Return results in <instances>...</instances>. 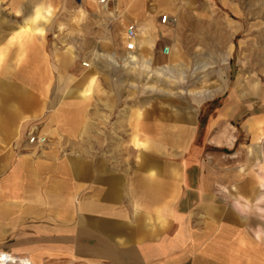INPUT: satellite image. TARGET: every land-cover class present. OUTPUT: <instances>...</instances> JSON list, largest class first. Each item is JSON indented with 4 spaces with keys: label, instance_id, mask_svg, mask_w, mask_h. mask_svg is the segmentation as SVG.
Segmentation results:
<instances>
[{
    "label": "crops",
    "instance_id": "crops-1",
    "mask_svg": "<svg viewBox=\"0 0 264 264\" xmlns=\"http://www.w3.org/2000/svg\"><path fill=\"white\" fill-rule=\"evenodd\" d=\"M198 1L219 15V24L236 29L233 40L255 16L264 30V0ZM112 4L139 19L153 16L148 0ZM24 10L22 4L16 29ZM52 18L42 22L45 30ZM44 34L7 32L0 43V238L19 240L0 243V251L27 255L31 264L58 256H68L70 264H264V205L248 206L236 194L225 206L206 191V179H187L184 163L158 162L142 151L140 165L127 170L117 156L119 142L104 143L125 128L121 117L110 126L96 93L97 66L90 59L89 68L82 65L73 32L58 33L50 44ZM235 50L233 43L231 57ZM107 53L96 50L95 56L112 65ZM117 59L116 68L122 66ZM141 125L135 122L139 131ZM31 130L45 141L29 143ZM154 133L182 146L190 127ZM132 135L139 147L158 146ZM83 136L91 146L80 145Z\"/></svg>",
    "mask_w": 264,
    "mask_h": 264
},
{
    "label": "rangeland",
    "instance_id": "rangeland-1",
    "mask_svg": "<svg viewBox=\"0 0 264 264\" xmlns=\"http://www.w3.org/2000/svg\"><path fill=\"white\" fill-rule=\"evenodd\" d=\"M43 1L53 13L47 30L44 29V37H50L48 44L54 42L52 37L58 33L71 31L76 34V40L72 41L74 53L80 59H90L92 66L98 68L96 93L100 101L103 99V110L110 114V126L117 122L113 118L121 117L119 123L125 128L119 136L104 137V143L119 142L117 156L123 158L127 170L140 165L142 151L151 160L184 163L187 179H206V191L215 192L225 206L236 194L248 206L264 205V30L257 16L253 23L247 24V29L244 24L241 31L245 34L233 40L230 32L236 29L219 24V15L198 0H148L152 6L148 10L153 16L141 19L113 5L112 0L106 5H100L98 0H56V4L52 0H0V43L5 42L7 32L19 31L21 26L33 31L31 21ZM22 4L27 16L16 29L21 20L17 12ZM163 13L170 15V22H160ZM129 22H135L138 29V47L134 53L150 60L151 71L116 68L104 57L95 56L96 50L111 51L118 57L127 54L124 43L122 50L119 49V42ZM144 37L150 43H143ZM233 43L236 50L231 57ZM164 46L169 47L168 54L162 53ZM162 64L175 69L176 77L183 76L179 87L173 78L157 77L153 73ZM150 84L154 89L147 88ZM180 89L186 92H177ZM189 90L206 94L195 99ZM136 121L142 122L140 131L139 126L135 127ZM181 126L190 127L189 138L182 146L165 142L154 133ZM33 131L27 132V141ZM134 132L141 139L156 140L158 146L146 149L135 145ZM94 141L101 142L96 138ZM91 142L87 136L79 141L84 148L87 144L91 146ZM254 144H259L258 151H254ZM243 192L248 195H242ZM252 195H255L253 201ZM18 241L15 237L0 238V243L5 245ZM43 264L70 263L68 256H58Z\"/></svg>",
    "mask_w": 264,
    "mask_h": 264
},
{
    "label": "bare ground",
    "instance_id": "bare-ground-1",
    "mask_svg": "<svg viewBox=\"0 0 264 264\" xmlns=\"http://www.w3.org/2000/svg\"><path fill=\"white\" fill-rule=\"evenodd\" d=\"M52 15H53V13H52V10L50 9L49 5L44 2V4H42L41 6L38 7V9L36 10V12L34 14V17L32 18L31 27H32L33 31H31V32L43 33L44 32V25H41V24L43 21L47 22ZM19 31L20 32H23V31L28 32L29 30H25V28L23 26H21ZM123 40L125 41L124 35H123ZM142 42L148 44V43H150V39L144 37ZM121 47H123V45ZM106 58H107V60H109L110 63H112L115 66H117L119 64L117 56L114 53H107ZM121 61H122L121 64L123 67H130V68H137L138 67V68H140V70H142L144 72L145 71L146 72L151 71V69H152L151 65H150V60L148 58H146L143 55L139 56L138 54H136L134 52H127V54H125L123 57H121ZM174 70L175 69L170 67V65L162 64L161 66L156 67L152 71H153V73L156 74L157 77H168V79L173 78L174 79V80H172L173 83L175 84L176 87H179L180 85H178V83L184 81V78L182 75L180 78L176 77L173 74ZM147 88L152 90V89H154V86L150 84L147 86ZM155 89H157V88H155ZM177 92L184 93V92H186V90L180 89ZM189 92L192 93L193 95H195V99H201L206 94V92H203L201 90H199V91L189 90ZM258 137L259 136H257V138ZM262 141H264V140H262ZM254 146H255L254 151H256L259 148V144H254ZM0 255H4L5 259H7V258L10 260L12 259L15 262V264H17L16 262L18 259H20L21 262H23L24 264H31L30 261L25 256L14 255V254H11V253H8L5 251H0Z\"/></svg>",
    "mask_w": 264,
    "mask_h": 264
},
{
    "label": "built area",
    "instance_id": "built-area-1",
    "mask_svg": "<svg viewBox=\"0 0 264 264\" xmlns=\"http://www.w3.org/2000/svg\"><path fill=\"white\" fill-rule=\"evenodd\" d=\"M109 0H98V3L100 5H106L108 4ZM171 17L168 13H163L160 16V22L162 24H165L167 22H170ZM124 50L126 52H135L137 50L138 47V29H137V25L135 22H129L126 26H125V30H124ZM170 51L168 46H164L162 49V53L163 54H168ZM90 61L88 60H83L82 61V65L84 67H90ZM45 141V137L36 133V132H32L29 134L28 137V142L31 144H39V143H43ZM15 264V262L11 259H5L4 255H0V264ZM17 264H24L23 262H21L20 259L17 260L16 262Z\"/></svg>",
    "mask_w": 264,
    "mask_h": 264
}]
</instances>
